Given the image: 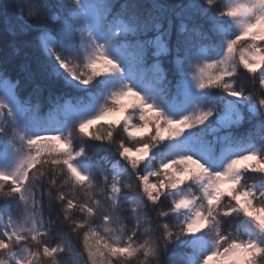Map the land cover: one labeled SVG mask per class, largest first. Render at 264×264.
<instances>
[{
	"label": "snow or ice",
	"instance_id": "obj_1",
	"mask_svg": "<svg viewBox=\"0 0 264 264\" xmlns=\"http://www.w3.org/2000/svg\"><path fill=\"white\" fill-rule=\"evenodd\" d=\"M72 2L79 6L78 0ZM205 3L213 6L215 0ZM29 8V19L43 16V6L36 0ZM16 10L23 11L19 6ZM220 15L232 20L238 32L226 41L219 59L197 63L191 73L197 92L219 89L222 93L211 106L204 95L193 96L194 110L171 118L125 85L111 94L96 115L79 120L66 135L25 139L13 130L23 151L10 174L0 172V195L17 199L21 218L9 217L0 228V264H42L44 260L60 264L57 255L66 251L65 238L72 236L82 244L85 264H164L165 250L179 246L191 251L185 264H264V178L249 183L254 177L245 175L264 174V152L231 155L242 139L231 133L206 139L210 129L217 130L213 124L231 129L246 118L251 121L245 109L264 127V0H235ZM127 31L135 35L138 28L133 25ZM49 39H42L47 51L83 86L102 75L121 72L104 46L95 41L82 64L74 65L47 46ZM128 46L139 71L159 73V79H164L159 62H151L167 52L159 36L155 41L129 40ZM185 89L182 80L177 83L178 94ZM126 99L128 103H124ZM5 113L11 116L7 105L0 103V116ZM116 114L120 120L107 119ZM193 129L199 132L191 139L203 154L180 146L184 134ZM136 133L143 135L137 137ZM84 140L110 146L124 161V169L113 164L109 172L92 166L82 171L74 162L88 156ZM166 142L172 151L156 160L154 150ZM129 169L135 178L132 183L122 175ZM225 185L230 187L225 189ZM145 200L153 206L157 228L150 223L142 228L139 221L127 228L125 204L134 205L131 214L137 215V210L143 212L146 207ZM46 202L49 207L57 206V218L62 214L68 229L55 247L44 238L55 223L49 220L45 228L42 212ZM229 217L243 218L249 225L248 238H241L239 225L231 232L221 227ZM157 229L160 234L155 237ZM205 238H210L211 247L201 252ZM67 243L70 246L71 239Z\"/></svg>",
	"mask_w": 264,
	"mask_h": 264
},
{
	"label": "trees",
	"instance_id": "obj_2",
	"mask_svg": "<svg viewBox=\"0 0 264 264\" xmlns=\"http://www.w3.org/2000/svg\"><path fill=\"white\" fill-rule=\"evenodd\" d=\"M32 2L33 0H0V103L7 105L11 111V116L5 113L0 122V128H3L0 132V157L7 148L20 157L23 143L13 136L14 129L25 139L43 134L66 135L74 129L76 122L85 119V116H79L67 108V103L72 109L79 111L84 106L95 104L100 111L101 107L108 103L110 94L119 89L117 79L103 75L93 80L84 90L68 85L64 77L57 72L55 58L44 50L41 39L47 34L51 37L48 40L49 47L62 59L74 65L82 64L88 50L84 43L86 31L76 17L78 10L90 5L109 3L110 11L97 26L95 37L102 40L104 48L107 49L114 50L126 45V57L120 62L123 70L132 74L133 89L145 88L149 91L155 106L171 118L194 110L188 95L177 93V83L191 76L195 64L219 59L223 55L226 41L234 38L238 32V29L230 26L228 17L220 15V11L225 10L229 4L227 0H215L213 6H208L205 0H78L79 6L72 0H36V3L43 6V16L29 19V5ZM17 6L23 11L18 12ZM118 20L127 28L135 25L138 33H117L115 26ZM157 36L165 43L168 52L152 58L151 62H159L163 69V80L159 79L157 73L146 75L139 71L135 67L136 59L131 55L132 49L128 46L129 40L139 38L154 41ZM212 71L215 72L214 69ZM8 84L13 86L12 93L6 92ZM218 91L220 90H210L198 96L204 95L209 102L208 106H211V103L222 95ZM15 113L14 119L12 115ZM245 114L251 121L246 118L240 126L224 132L242 138L234 147L252 145L264 152V127L247 109ZM101 124L106 127V124ZM57 129L60 132H57ZM198 132V129H193L187 133L182 143L190 149H195L198 154H203L204 150L191 139V136ZM206 139L212 140V137L206 135ZM82 146L88 153V156L83 158L87 170L92 166L109 172L114 163L124 169V161L119 160L110 146L91 140H84ZM171 151L166 142L154 150L156 160L169 155ZM122 175H126L129 183L135 180L130 169L122 172ZM245 175L254 177L249 179V183L264 178L262 173L249 172ZM97 180H100L99 176ZM144 203L146 207L143 212L137 210V215L131 214V204H125L129 210L124 219L127 228H131L138 221L142 228L147 227L149 223L153 228H157L153 206L146 200ZM19 208L20 204L16 198H4L0 195V213L20 219ZM57 211V206L49 207L46 202L42 212L45 228L49 227V220L55 221L49 234L44 237L52 247L61 243L62 234L68 231L62 223L63 215L57 218ZM241 220L242 217H229L221 227L226 232L234 231ZM159 234L157 229L154 236L158 237ZM239 235L245 238L240 231ZM68 239H71L70 246ZM207 240L211 243L210 238ZM64 246L66 251L57 255L60 264H75L78 259L86 261V254L83 253L82 244L76 236L65 238ZM190 252V249L183 246L169 248L161 259L164 264H185ZM42 264H47V260ZM135 264H139V261Z\"/></svg>",
	"mask_w": 264,
	"mask_h": 264
},
{
	"label": "rangeland",
	"instance_id": "obj_3",
	"mask_svg": "<svg viewBox=\"0 0 264 264\" xmlns=\"http://www.w3.org/2000/svg\"><path fill=\"white\" fill-rule=\"evenodd\" d=\"M228 3H234L235 0H227ZM110 11V5L109 3H103L100 5H90L85 9H80L76 12V17L78 18L79 21H81V23L84 26V29L86 31L85 35H84V43L85 46L88 50V52L91 51V47H92V42L95 41V43L97 45H103V41L102 40H97V38L95 37L94 33L96 31L97 26L99 25V23L106 18V16L108 15ZM229 19V18H228ZM230 26L237 29L235 24L233 23L232 20H230ZM115 29L117 31V33H127V26L120 20H118L116 22V26ZM45 36H48L47 34H45L43 38H45ZM41 39V41H42ZM156 40V39H155ZM154 40V41H155ZM161 43H164L162 41H160ZM44 50L46 51L47 54H50L47 51V48L45 47V43L42 41ZM165 44V43H164ZM47 46H49L48 44V40H47ZM167 47V46H166ZM106 55L108 56L109 59L113 60L114 63H116L118 66H120L121 68V72L119 73H109V74H105L103 76H105L106 78H115L118 81V85H119V89L115 90L118 91L120 90L121 87L127 85V87L131 88L132 90V74L131 73H127L123 70L122 66H121V60L123 58L126 57V45H121L119 47H117L116 49L112 50V49H107L104 48ZM168 52V49H167ZM166 52V53H167ZM164 52H162L161 55L166 54ZM160 55V56H161ZM56 69L57 72L62 75L66 81V83L70 86L75 87L76 89L79 90H84L88 88L87 86H83L81 85L78 81H74L71 79V77L63 70L59 67V65L56 62ZM159 76L160 74L157 73ZM183 82L186 84V89L184 94L188 95V97L191 99L193 96H197L200 94V92H197L195 90V88L193 87L192 81H191V76H188L185 80H183ZM13 91V86L8 84L6 85V92L7 93H12ZM113 91V92H115ZM136 92H138L140 95H142L147 102L149 103H153L155 105V102L153 100V97L151 95V93L149 91H147L145 88H141L139 90H134ZM112 92V93H113ZM111 93V94H112ZM110 94V96H111ZM124 103H128V100L126 99L124 101ZM66 107L71 109L73 112H75L76 114H78L79 116H85V119L91 118L92 116L96 115L99 112V109L97 108V106L95 104L91 105V106H84L82 108L81 111L79 110H74L70 107V104L67 103ZM16 113L12 115V117L15 119L16 118ZM182 115H186L185 113H182L181 115H179L178 117H175L176 119L180 118ZM4 116V115H3ZM3 116H0V122L3 119ZM109 121H118L120 120V115L116 114L113 116H110L107 118ZM103 123L104 122H100ZM212 128L217 129L215 132H213L211 129L208 131L207 135H210L212 137V139H214L217 136H222L227 134V132L225 133L224 131H228L229 129H224V128H217V125H213ZM187 131V129L185 130ZM192 130H189V132H191ZM57 132H60V130L57 129ZM186 132L184 134V137L181 138L180 146L181 148H185L187 146H184L182 143V140L185 138V136L187 135ZM143 133H136L137 137L142 136ZM188 148V147H187ZM252 150H258L257 148L253 147L252 145H246V146H241V147H234V151L231 153V155H239V154H244L246 152L252 151ZM84 157L78 158L77 161H75L74 163L78 164L79 167L81 168L82 171H88L85 162L83 161ZM134 158H138V157H134ZM230 158V157H229ZM19 157L14 153V151H12L11 149L7 148L5 149L3 155L0 157V172H4L6 174H10L15 167L17 166ZM251 163V162H249ZM117 164L118 167L120 169H122V166L119 165L118 163H114ZM112 168V166H111ZM225 189H227L228 187H230L229 185H225L224 186ZM134 207V205H132ZM8 215L7 214H3L0 213V227L3 228L4 227V220L6 221L8 219ZM243 220V218H242ZM242 220L239 222V231L244 235L245 238H248V230H249V225H247L246 223H243ZM191 239V238H188ZM211 247V243L207 240V238H205V241L203 243V245L201 246V252L206 251L208 249H210ZM191 255V252L189 253V256ZM75 264H85V261L82 259H78L76 260ZM211 264V262H210Z\"/></svg>",
	"mask_w": 264,
	"mask_h": 264
}]
</instances>
